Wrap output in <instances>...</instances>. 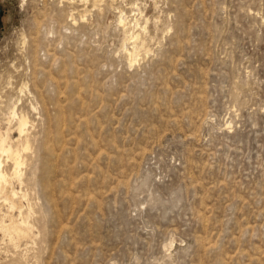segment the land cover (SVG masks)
Listing matches in <instances>:
<instances>
[{"label": "rangeland", "instance_id": "obj_1", "mask_svg": "<svg viewBox=\"0 0 264 264\" xmlns=\"http://www.w3.org/2000/svg\"><path fill=\"white\" fill-rule=\"evenodd\" d=\"M88 1L0 0V264H264V0Z\"/></svg>", "mask_w": 264, "mask_h": 264}, {"label": "bare ground", "instance_id": "obj_2", "mask_svg": "<svg viewBox=\"0 0 264 264\" xmlns=\"http://www.w3.org/2000/svg\"><path fill=\"white\" fill-rule=\"evenodd\" d=\"M24 1V0H23ZM86 1V0H85ZM88 1V0H87ZM100 1H102V0H94V3H95V6H96V4H98ZM89 2V1H88ZM137 5V4H136ZM99 7V6H98ZM75 12V11H74ZM71 13H73V12H71ZM77 14V13H76ZM80 14V13H79ZM85 14V13H84ZM123 14H125V12L123 13ZM122 14V16H120L119 17V25L120 26H122L124 29H127V24L129 23H127V20H126V18H125V16ZM87 15V14H86ZM72 16H73V14H72ZM71 16H69V18H70ZM86 17V16H85ZM73 18V17H72ZM76 18V17H75ZM75 18H73L74 20H75V23H76V19ZM71 19V18H70ZM134 19H136V18H134ZM147 21H148V19H147ZM74 22V21H73ZM136 22V21H135ZM137 23V22H136ZM141 24V23H140ZM133 25V24H132ZM136 25V24H135ZM137 25H138V23H137ZM145 25V24H144ZM130 27H131V25H130ZM137 27V26H136ZM139 27V26H138ZM131 30V29H130ZM143 30H146V26H143ZM135 32V31H134ZM143 32H145L146 33V31H143ZM137 33H138V31H137ZM147 34V33H146ZM129 35V34H128ZM139 37H140V35L139 34H135V33H132L131 34V39H132V41H133V44L131 45V46H133L132 48H133V50L132 51H128L129 52V54H130V59H129V63H130V65L132 66L134 63H136V61L138 60H136V55H137V45H136V42L138 41V39H139ZM24 38V37H23ZM129 38V39H130ZM130 39V40H131ZM125 40V38L123 39V44H124V42L126 41H124ZM129 40V41H130ZM142 40V39H141ZM143 43V42H142ZM125 45V44H124ZM123 45V46H124ZM141 46V45H140ZM140 46H138V47H140ZM127 48V47H126ZM125 48V49H126ZM147 48H148V46H147ZM124 49V50H125ZM142 49V48H141ZM124 52V51H123ZM147 54V53H146ZM145 55V54H144ZM143 55V56H144ZM128 59V58H127ZM138 62V61H137ZM129 65V66H130ZM12 79V78H11ZM13 80V79H12ZM9 81V80H8ZM8 85V84H7ZM28 85V84H27ZM9 87V86H8ZM21 87V86H20ZM21 88H23V87H21ZM20 90V89H19ZM22 90V89H21ZM26 90V89H25ZM17 92V91H16ZM20 92V91H19ZM23 92H24V89H23ZM22 92V94H24ZM18 94V93H17ZM20 95H21V93H19ZM10 96V95H9ZM18 97V96H17ZM22 97V96H21ZM15 98V97H14ZM9 99V98H8ZM11 99H13L12 97H11ZM17 99V98H16ZM21 99V98H20ZM14 100V99H13ZM7 101V100H6ZM9 102V101H8ZM7 102V103H8ZM11 102H13V103H15V101H11ZM18 102H19V100H18ZM12 104V103H11ZM6 105V104H5ZM9 105V104H8ZM34 105V104H33ZM36 105V104H35ZM7 106V105H6ZM19 106H17V105H11V106H8V112H7V115H8V117H7V119H4V120H8V123L10 124L9 125V127L6 129V130H3L1 127H0V197H3L2 198V201L4 202V203H8V204H10L9 206L11 207V209H15L16 207H17V202H15V198H18L19 197V194L20 193H22V191H18V190H16L14 187H12V182H13V180L14 179H16V180H19L22 184H25L26 183V181L24 180V176H23V174L24 173H22L23 171H22V167H23V165L29 160H27V155L25 156L24 155V153L25 152H27V151H32L33 152V150H31L33 147L32 146H34V145H32V139H31V137H30V135H29V133H30V131H28V129L31 127H29V124L31 123V119H30V117H29V115H28V113L27 112H25L24 110H22V109H20L19 110V108H18ZM32 107V106H31ZM37 107V106H36ZM35 106H33V109L32 110H36L37 108H36ZM3 108H4V106H3ZM7 108V107H6ZM4 111V110H3ZM37 111V110H36ZM3 114V113H2ZM6 115V116H7ZM12 123H14V125H15V129H17L18 131H19V137L18 138H16L15 140L13 139V137H12V135H11V128H10V126H11V124ZM33 126V125H32ZM28 131V132H27ZM38 137V136H37ZM39 138V137H38ZM33 143H35V141L33 142ZM29 154H30V152H29ZM32 154V153H31ZM4 156H6L7 158V160L8 161H12V162H10L9 164H11L12 163V165H11V167H6L7 165H8V161L6 162L7 163V165L4 163V161H5V159L3 158ZM32 156V155H31ZM30 156V157H31ZM33 156H34V154H33ZM4 160H3V159ZM30 161V160H29ZM27 165V164H26ZM29 165V164H28ZM23 168H25V167H23ZM28 168V167H27ZM26 168V169H27ZM25 169V170H26ZM26 173V172H25ZM26 179V178H25ZM16 180H15V182H16ZM25 182V183H24ZM11 187V192L10 193H7V189L8 188H10ZM22 189V188H21ZM20 190V189H19ZM24 190V189H23ZM31 191V190H30ZM24 193V192H23ZM22 193V194H23ZM31 193V192H30ZM21 194V195H22ZM24 196L28 199V198H30L29 197V192H27V191H25V193H24ZM25 199V198H24ZM30 200H31V198H30ZM17 203V204H16ZM32 202H29V206H31L32 204H31ZM3 204V203H2ZM37 204V203H36ZM35 204V205H36ZM2 206V205H1ZM31 208V207H30ZM33 208V207H32ZM3 209V208H2ZM1 209V210H2ZM34 209H35V207H34ZM22 210V209H21ZM21 210H19V211H21ZM27 210V209H26ZM12 211V210H11ZM22 211H24V210H22ZM32 211V210H31ZM30 211V212H31ZM25 212V211H24ZM23 212V213H24ZM30 212H28L29 214H30ZM35 212V211H34ZM22 213V214H23ZM8 214V213H7ZM20 215V214H19ZM9 216V215H8ZM28 216V215H27ZM31 216V215H30ZM21 217V216H20ZM23 217V216H22ZM11 218V217H10ZM25 218V217H24ZM33 218V217H32ZM3 219V218H2ZM21 219V218H20ZM31 219V218H30ZM8 220V219H7ZM17 220V219H16ZM12 221V220H11ZM23 221H27V220H23ZM29 221V220H28ZM28 221H27V224L26 225H28ZM33 222V221H32ZM1 223H3L4 224V221H1ZM7 223V222H6ZM10 223V222H9ZM7 224L6 225V229L8 230V232H10V233H12V232H14V231H16V230H18V228L20 229V227L18 226V225H16L17 223H15V221L13 222L12 221V223L11 224ZM22 223V222H21ZM2 224V225H3ZM23 224V223H22ZM21 224V225H22ZM30 224V223H29ZM33 225H35V224H33ZM32 225V226H33ZM2 227V226H1ZM5 229V228H4ZM18 231H20V230H18ZM17 234V233H16ZM6 236V235H5ZM9 236H11V235H9ZM9 238V237H8ZM11 238V237H10ZM18 238V237H17ZM11 239H13V238H11ZM10 239V240H11ZM15 241V240H14ZM17 247V246H16ZM14 248H15V246H14ZM18 253V252H17Z\"/></svg>", "mask_w": 264, "mask_h": 264}, {"label": "water", "instance_id": "obj_3", "mask_svg": "<svg viewBox=\"0 0 264 264\" xmlns=\"http://www.w3.org/2000/svg\"><path fill=\"white\" fill-rule=\"evenodd\" d=\"M0 12H1V9H0Z\"/></svg>", "mask_w": 264, "mask_h": 264}]
</instances>
